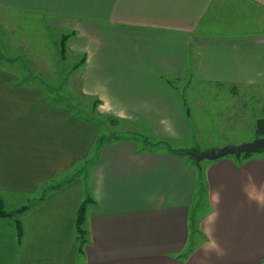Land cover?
<instances>
[{"label":"crops","instance_id":"crops-1","mask_svg":"<svg viewBox=\"0 0 264 264\" xmlns=\"http://www.w3.org/2000/svg\"><path fill=\"white\" fill-rule=\"evenodd\" d=\"M0 11L49 17L70 32L82 92L130 132L141 124L169 141L185 136L173 79L190 67L200 84L241 92V107L264 99V0H0ZM100 132L0 69V194L33 195L73 172ZM137 142L106 144L87 181L72 180L22 214L21 245L14 222L0 218V264H186L171 256L188 247L196 171L185 157ZM210 162L201 177L206 240L187 264H264V155ZM86 193L94 203L80 252L76 215Z\"/></svg>","mask_w":264,"mask_h":264},{"label":"rangeland","instance_id":"rangeland-1","mask_svg":"<svg viewBox=\"0 0 264 264\" xmlns=\"http://www.w3.org/2000/svg\"><path fill=\"white\" fill-rule=\"evenodd\" d=\"M50 19L53 20L49 17H38L33 13L0 11V69L16 75L18 83L43 89L51 103L64 105L76 116L101 123L100 137L110 140L136 138L140 146L142 139H146L151 144L165 140L173 149L188 153L195 151L199 156L211 154L217 149L230 145L252 143L258 139L255 125L258 120L264 119V99L260 104L249 101L250 106L241 107L243 105L241 92L200 84L195 80L192 74L194 69L191 67L182 76L173 79V84L179 89L177 93L182 100L185 114L187 132L183 138L169 141L152 133L147 126L141 124H136V130L132 131L134 133L128 131V127L120 122L114 125L113 117L103 114L97 102L82 92V56L69 49L68 42L72 37L70 32L56 28ZM64 38L66 42L63 44ZM136 132L144 137H140L141 135L136 137ZM95 152L93 150L87 166L80 163L73 172L57 177L55 182H63L82 169L84 171L82 175L88 180L90 169L96 160ZM254 155H264V151ZM185 158L187 168L196 171L199 186L200 177L204 175V170L211 162L201 161L199 166L203 171H199L194 157ZM48 185L50 184L42 185L33 195L0 194L5 210L13 212L25 206L33 210L37 207L34 202L42 196V191ZM199 199L202 201L200 202ZM198 202H200L199 206ZM195 209L194 232L190 228L194 242L192 253L186 255V250L180 255L171 256L182 263L187 261L186 264L195 259L192 254L206 240L202 233V223L210 209L206 190L202 195L198 188L196 195L191 199V215ZM190 241L191 238L188 247Z\"/></svg>","mask_w":264,"mask_h":264},{"label":"trees","instance_id":"trees-1","mask_svg":"<svg viewBox=\"0 0 264 264\" xmlns=\"http://www.w3.org/2000/svg\"><path fill=\"white\" fill-rule=\"evenodd\" d=\"M66 42V38L63 39V44ZM97 126L101 127L102 124L99 122L95 123ZM255 133L257 135L258 138H264V119H260L257 121L256 125H255ZM116 141L118 140L117 138L115 139ZM114 139L110 140V139H106V138H102V137H98L96 142H95V147H94V151H96L95 153H99L100 150L108 143H110L111 141H115ZM142 146L147 149V150H152V151H156V150H160V149H166L170 154L176 155V156H180V157H186V156H191L190 153H188L187 151H183V150H177V149H173L169 146L168 143H166L165 141H161L157 144H151L149 143L146 139H142ZM262 152V151H261ZM95 154V155H96ZM254 154H244L240 159H237L238 161L240 160H245V159H249L253 156ZM89 164V160L84 161L83 165L87 166ZM197 169H199V171H201L200 166L195 164ZM77 172V173H76ZM74 175H72L69 179H67L64 182H54L51 183L50 185H48L44 191H42V196L38 199H36V201L34 202L37 206L42 203L48 194H50L51 192L54 191H58L60 190L63 186H65L66 184L70 183L72 180L76 179V178H84L85 181H87L85 175L83 174V169L82 170H78L76 171ZM202 177V175H201ZM201 177H200V181H199V188L201 190V193L203 194V188L201 185ZM56 183V184H55ZM88 189V187H86ZM201 199H199L200 201ZM201 202V201H200ZM200 202H198V206L200 205ZM94 201L92 200V198L89 196V194L86 193V196L83 200V202L81 203L77 215H76V237L78 242L80 243V252L83 251L84 246L86 245V231L84 229V224L86 221V214H87V209L88 206L93 204ZM28 210H31L29 208V206H25L22 209H19L17 211H13V212H8L5 210L4 206H3V202L0 198V218L2 219H10L14 222L15 225V229H16V234H17V240L18 243L21 245L23 243L24 240V227H23V223L20 220V216L22 214H24L25 212H27ZM196 214V209L195 211L192 213L191 218L189 219L191 221L190 223V228L191 231L194 232L195 230V216ZM192 232H191V241H190V245L187 249L186 255L192 253V249L194 247V242L192 241Z\"/></svg>","mask_w":264,"mask_h":264},{"label":"water","instance_id":"water-1","mask_svg":"<svg viewBox=\"0 0 264 264\" xmlns=\"http://www.w3.org/2000/svg\"><path fill=\"white\" fill-rule=\"evenodd\" d=\"M260 151H264V138H258L252 143L241 144L237 146H226L221 149H217L211 154L199 156L195 151L190 154L195 158V164L199 165L203 160L216 161L226 157H235L240 159L244 154H254Z\"/></svg>","mask_w":264,"mask_h":264}]
</instances>
